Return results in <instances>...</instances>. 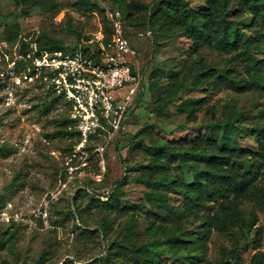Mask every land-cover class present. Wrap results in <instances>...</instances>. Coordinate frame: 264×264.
<instances>
[{
    "label": "trees",
    "instance_id": "trees-1",
    "mask_svg": "<svg viewBox=\"0 0 264 264\" xmlns=\"http://www.w3.org/2000/svg\"><path fill=\"white\" fill-rule=\"evenodd\" d=\"M115 1L125 4L119 7L126 29L150 30L154 47L159 44L160 36L169 38L180 34L189 39L190 60L177 69L152 67L147 81L150 87L159 88L161 78H167L169 86L162 97V106L175 105L189 121H196L197 111L204 108L212 120L204 125V132L190 140L154 137L151 135L154 123L144 122L137 129L127 150L142 152L146 160L136 168L126 166V171H135L136 181L146 188L147 202L131 204L123 201L122 185L127 181L126 176L110 186L106 198L97 194L98 184L91 191L82 187L75 191L73 208L69 207L66 212L80 223L74 222L75 239L81 244L83 238H88L99 245L98 256L80 264H165L162 254L169 251L182 258L185 264H200L206 258L212 231L231 235L233 228L244 233L245 239L240 243L232 236V247L221 246L220 261L244 264L242 252L251 245L254 252L248 264H264V250L259 248L261 227L257 225L259 211L264 213V115L256 114L260 119L247 128L256 143V149H249L239 141L243 112L232 107L219 117L216 104H207L215 91L224 88L238 93L264 91V56H258L252 50V46L258 47L264 42V22H258L264 11V0H235V6L231 0H206V5L199 8L192 7L189 0ZM75 4L89 11L97 10L103 17V31L109 35L104 8L92 1H76ZM246 13L252 15L251 23L246 26L248 31L231 17ZM71 30L80 37L76 27ZM3 31L10 43L18 44V51L31 50L26 36L20 34L19 24H6ZM35 40L38 48L47 50H74L78 45L65 44L46 32L39 33ZM82 44L87 49L92 43ZM206 47L225 53L227 65L221 68L210 63L202 51ZM184 81H188L190 90L202 89L204 93L186 96L188 90H183ZM5 86L6 82L0 77V91ZM34 87L44 93L41 108L39 104L34 105L40 111L46 113L59 103L66 105L65 111L53 121L58 135L70 139L63 147L64 154L69 155L79 135L66 102L46 89L44 83L35 82ZM106 133L102 130V134L94 135L90 142ZM185 165L190 166L189 174L183 170ZM170 193L181 196V202H170ZM139 209L144 210L148 221L144 229L137 225ZM122 214H126V219L117 223ZM188 218L200 220L197 231L180 230ZM13 236L14 230L0 232V264H9L1 251L6 246L12 247ZM50 252L51 247L43 248L37 261L41 262ZM75 257L81 258L77 254ZM21 264L34 263L23 259Z\"/></svg>",
    "mask_w": 264,
    "mask_h": 264
},
{
    "label": "rangeland",
    "instance_id": "rangeland-1",
    "mask_svg": "<svg viewBox=\"0 0 264 264\" xmlns=\"http://www.w3.org/2000/svg\"><path fill=\"white\" fill-rule=\"evenodd\" d=\"M76 1H92L104 10L106 6L115 4L125 6L124 2L115 0H0V77L6 82L0 91V232L14 230L12 247L6 246L1 251V256L7 258L9 264H21L23 259L34 264H80L96 258L99 245L88 238H83V243L79 244L75 239L77 229L74 222L80 223L76 217L66 213L69 207L73 208L72 196L75 191L80 187L91 191L98 184L100 186L95 188L97 194L106 198L110 186L126 176L127 181L122 185L123 201L131 204L147 202L146 188L136 181L135 171H126V166L136 168L146 160L142 152L127 150L137 129L144 122L154 123L151 131L154 137L173 141L190 140L204 132V125L212 120L204 108L197 111L196 121H189L175 105L162 106V97L169 86L167 78H161L159 88L150 87L147 81L152 67L177 69L190 60L189 39L180 34L169 38L160 36L159 44L154 47L151 36L142 28H130L127 35L138 51L144 76L135 105L137 107L131 110L122 128L110 138L101 136L88 142L86 152L73 157L72 173L67 172L65 159L68 154H64L63 147L70 139L58 135L53 121L55 116L65 111L66 105L55 104L46 113L34 107L39 104L41 108L44 93L35 88L34 83L25 80L17 83V78L9 76V61L18 44L10 43L3 30L6 24H19L20 34L26 36L29 45L41 32L61 39L65 44H82L86 41L96 44L97 35L103 29V17L97 10L89 11L77 6ZM189 2L194 8L206 5V0ZM231 3L235 6L236 1L231 0ZM231 17L238 21L239 27L248 31L246 26L252 21L250 13ZM258 22H264V11L260 13ZM72 27L77 28L80 37L71 30ZM252 50L258 56H264V42L259 43L258 47L252 46ZM202 51L210 63L221 68L227 65L225 53L208 47ZM124 88L126 91L128 86ZM184 88L188 90L186 96L204 93L202 89L190 90L188 81H184ZM214 103L219 117H223L232 107L243 112L239 141L245 148L256 149L254 138L248 134L247 128L260 119L256 114L264 115V91L238 93L224 88L215 91L207 102ZM101 145H104L103 150L100 149ZM183 170L189 174L190 166H183ZM169 200L178 204L182 197L170 193ZM137 214L138 227L146 228L148 221L144 217V210L139 209ZM125 219L126 214H122L117 223ZM199 223L198 218H188L180 230L195 232L199 229ZM90 224L93 227L92 221ZM257 225L261 227L259 248L264 250V213L261 211ZM230 232L231 235H226L212 231L206 258L200 264H224L220 261L221 246L232 247V236L240 243L245 239L244 233L237 228ZM47 247H51V252L41 262L37 261L41 250ZM253 252L251 245L242 252L244 264H248ZM75 254L81 258L77 260ZM162 257L165 264H185L171 251L163 253Z\"/></svg>",
    "mask_w": 264,
    "mask_h": 264
},
{
    "label": "built area",
    "instance_id": "built-area-1",
    "mask_svg": "<svg viewBox=\"0 0 264 264\" xmlns=\"http://www.w3.org/2000/svg\"><path fill=\"white\" fill-rule=\"evenodd\" d=\"M105 14L109 35L101 29L96 44L87 49L83 44L74 50L40 49L34 40L29 45L31 50H16L9 61V76L17 78V83H44L46 89L66 102L79 135L65 159L69 173L74 169L73 157L86 152L94 135L106 130L105 136L110 138L122 128L142 86L138 51L127 35L120 7L106 6ZM146 33L149 34L148 29Z\"/></svg>",
    "mask_w": 264,
    "mask_h": 264
},
{
    "label": "water",
    "instance_id": "water-1",
    "mask_svg": "<svg viewBox=\"0 0 264 264\" xmlns=\"http://www.w3.org/2000/svg\"><path fill=\"white\" fill-rule=\"evenodd\" d=\"M147 28H148V26H147ZM149 35L151 36V38H152V35H151V33H150V30H149Z\"/></svg>",
    "mask_w": 264,
    "mask_h": 264
}]
</instances>
